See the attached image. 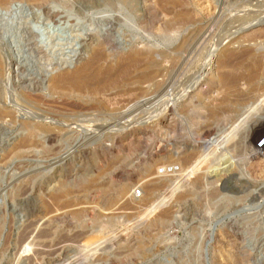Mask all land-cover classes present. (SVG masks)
Masks as SVG:
<instances>
[{
	"label": "rangeland",
	"instance_id": "374dc122",
	"mask_svg": "<svg viewBox=\"0 0 264 264\" xmlns=\"http://www.w3.org/2000/svg\"><path fill=\"white\" fill-rule=\"evenodd\" d=\"M22 1H30L44 36L111 28L117 50L107 61L151 48L161 73L142 83L132 72L123 78L136 81L122 78L102 96L66 95L44 81L39 98L50 120L43 145L29 150L14 149L23 139L22 113L0 121V264H264V140L263 157L254 154L264 135V74L240 83L242 95H225L217 79L223 54L216 52L208 72L193 75L218 40L227 45L236 8L264 0H126L122 15L113 0ZM43 9L61 18L49 21ZM256 40L228 50L264 53V38ZM67 45L55 57L69 54ZM179 48L189 55L183 51L186 62L174 67ZM51 59L32 62L40 70L33 91L10 96V85L0 83V109L36 99ZM243 64L238 72L250 71ZM60 124L70 127L57 133ZM189 153L192 162L183 158ZM161 182L153 197L146 194Z\"/></svg>",
	"mask_w": 264,
	"mask_h": 264
},
{
	"label": "bare ground",
	"instance_id": "6f19581e",
	"mask_svg": "<svg viewBox=\"0 0 264 264\" xmlns=\"http://www.w3.org/2000/svg\"><path fill=\"white\" fill-rule=\"evenodd\" d=\"M34 1H39L40 3L43 4L44 2H47L48 0H34ZM113 1H114L113 3H115L116 10L119 12L118 15H122L123 10L125 9V1L126 0H118L117 2H116V0H113ZM249 1H251V0H249ZM29 3H30V1L23 2L22 0H0V83L6 84V82H7V84L10 85V88L8 87V89H9L8 91L10 92V96H13V93L15 91H20L19 93L33 91L30 88V83L37 77L35 74L38 73V71L40 72V70H36V68H34L35 70H33L32 68L34 66L32 65V62L43 61L44 57H46V58L49 56L52 57V59L50 60V63L45 68V74H46L45 77L43 74L39 79V81L41 82L40 83L41 87L39 89H35V91H37L38 95L33 94L34 96H38V97L36 99L24 98V101H22V103L24 104V106H22L23 108H21V106L19 104L12 103V104H14L13 105L14 108H10V110L9 109H7V110L0 109V121H2L3 118H5V117H14L13 114H18L20 112L23 115L22 116L23 121H21V123L19 122L20 126H21L20 136H22L23 139H22V142H20L18 145H15V147H14L15 151L17 149L19 150V148H24V149L27 148L29 150V149L33 148V146L34 147L38 146L39 143L42 145L44 143V133H45L44 131H46V128H45L46 126L44 125V121L50 120V118L44 117V115H46L44 113V109H43L44 104H43V101L41 100V98H39V96L41 95L40 91L42 90V85L44 84V81L47 80V84H48L47 88H50L53 91L57 90L58 92L59 91L63 92L66 95L81 96V97L82 96H102L105 92L108 93V91H110L112 88H115V86L119 85V83L122 82L121 80L123 77H125L127 75L132 76L133 74H135L134 72L137 73L134 76L137 78L136 80H138V79L140 81L142 80V83L143 82L147 83V82L152 81V79L154 77H156V75L158 73H161V71H159L157 69L159 62L154 59V57H153L154 51L151 48H147V49H145V51H138L135 49L134 50L131 49L127 52L126 55L123 54V55H121L122 57L120 56L122 59L119 63H118V61H114L113 59L107 61V59L110 58V55L117 50L116 42L113 39L114 37H112L113 34L111 31V28L109 30H107L105 34L81 33L80 35H77L76 31H72L69 34V36H63L64 34L61 36H50V35L44 36L43 32L39 28L40 23L37 22L35 25L33 24L34 18L32 16H34L36 13H35L34 9L30 7ZM242 4H244V3H242ZM252 4L246 3V4H244V6L242 5L241 7L236 8V10L237 9L239 10L241 8V11H237V13L234 14V16L232 15L233 18H231V15H230L229 18H231L230 19L231 21H228V25H226V27L229 26V30L227 28H226V30H228V32L230 31L229 35L226 32V34L228 35L225 38V39H228L227 45L226 46L224 45V47L222 46V44L224 43L223 42L224 39L218 40L216 43V46L214 48H212L211 51L209 52V55L207 57H205L206 58L205 61L200 63V65H198L199 66L198 70L196 69L197 71L193 73V75H194L196 73L202 74L203 71L208 72L207 68L211 62L210 60H211L212 56L216 52H220L221 54H223L222 61L218 63V67L220 66L219 69L221 70V72L218 74L217 79L219 81V84H221L220 85L221 88L224 89L223 91L225 93H227V94L223 93L225 95L232 96V93H235L237 95L238 94L242 95L243 93L240 92V90H238L240 83L247 82V81L252 82L253 80H256L257 77L260 76V73L264 74V53H256V52L251 53L250 51H248L249 49L248 50L242 49V51L236 50L237 52H234L235 50H232L233 52L228 50V47H230V46H234V45H237L240 43L244 44V42L250 43V41H254V40L259 39V38H264V10L261 9L264 6V3L257 4V5L254 4L255 6ZM236 10H235V12H236ZM39 12L41 13L42 10H40ZM252 13H254V14H252ZM44 15H45L47 20L52 21V22H55L56 20H59L61 18L57 12H54V10H51V9H45V14H44V9H43L42 16L44 17ZM222 26H224V25H222ZM251 26L254 28L259 27V26L260 27H259V29L255 30L253 32V34L250 33L248 36H242L244 40L241 38H238V36L241 34V32L244 29H247ZM66 44L73 46L70 49L71 50L70 53L67 55L60 54V55L55 57V50L59 49L58 51H61L62 47L65 46ZM224 44H226V43H224ZM89 50L91 51V53H89L90 54L89 59H87V61H85L83 63H80L82 56H84V54L86 52H88ZM183 51L186 55H189L188 51H186L185 49L180 50V48L176 49L175 51L172 52L171 55L173 56V66L174 67H176L177 65H180V61H181V63L186 62V58H185L186 56H184L185 54L182 53ZM35 58H37L38 60H36ZM220 59H221V57H220ZM244 60H246V62L248 61L250 63L251 67L249 69H246V70H250V71L239 73L238 72L239 67H240V69H243L245 67L243 63L246 64V62H244ZM238 61H239V63H238ZM160 64H159V66H160ZM247 66L249 67V65H247ZM210 68H211V66H210ZM245 68H247V67H245ZM251 68H253V70ZM216 69H218V68H216ZM192 71H194V70H192ZM43 72H44V68H43ZM132 72H133V74H132ZM24 74H26V75H24ZM214 74H216V73H214ZM128 78L130 79V77H128ZM215 78H216V76H215ZM125 79L123 81H125ZM129 79H126L127 82L130 81L131 79L135 80V78H133V77L130 80ZM130 83H132V82L130 81ZM181 86H182V84H181ZM117 87H119V86H117ZM191 88H192V85L181 88L180 91H177L178 93L180 92L179 94H177V96H182V97L185 96ZM187 89H189V90H187ZM220 91H221V89H220ZM260 92H262V91H260ZM2 93L0 94V96H5ZM6 93L8 94V92H6ZM148 94H150V93H148ZM136 95H139V94H136ZM240 95H238V96H240ZM18 96H25V95L21 94ZM30 100H33V101H30ZM223 100H226V98ZM31 103H33L34 106H31ZM12 109H14V110H12ZM11 111H13L14 113H12ZM12 119H14V118H12ZM237 121H239V120H237ZM64 126H66V125L60 124L59 128L56 127L57 130L56 129H54V130L58 133V132H61L64 128L70 127V126H66V127H64ZM82 130H84V131L86 130L87 132L90 131L89 129H84V128ZM254 131H256V130L254 129ZM245 134H243L244 136L242 135L240 137L241 138V140L239 139L240 141L236 140L237 144L239 142V146L241 144V141L245 138ZM222 137L225 139L224 136H222ZM224 139H222V140H224ZM42 140H43V143H41ZM213 142L214 141H212V143ZM218 142L221 143V141H218ZM214 144H215V142H214ZM222 144H224V143H222ZM262 145H263V142L260 146L262 147ZM7 147L9 148L10 146H7ZM37 148H39V147H37ZM42 149H44V148L42 147ZM262 151H263V149L261 148V150L259 149L254 154H259V155H261V157H263ZM13 152H14V150H13ZM13 152H12V154H13ZM243 152H242V154L244 155L245 153H243ZM8 154L11 155V152L10 153L8 152ZM209 155H211V154H209ZM250 156H255V155L250 154ZM192 157H195V155L192 156L189 153L188 155L186 154V157H183V158H184V160L186 159L188 162H192V159H191ZM189 160H191V161H189ZM254 160H255V158H254ZM256 164H257V162H256ZM222 170H224V169H222ZM193 173H195V172H193ZM191 174H192V172H191ZM218 175H220V174H218ZM154 177L155 176H153V178ZM152 180H154V179H152ZM234 181H235V179H234ZM236 181H235V183H236ZM165 184H167V183H165V182L163 184H162V182L159 184L151 183L149 186H147L145 184L148 187V188H146V186H145V188L147 189V192H148L146 194H149L150 197H153L152 195L156 191V188L158 189V186H163ZM194 186L196 187V185H194ZM180 198H182V197H180ZM162 200H163V198H162ZM177 201H178V199H177ZM153 203H154V201H153ZM153 203H152V205H153ZM236 223H237V221H236ZM234 225L235 224L231 223L230 228H233ZM48 232H49V230H48ZM22 239L24 240V238H22ZM28 250L29 249H27V247H25L24 252H27ZM38 255H40V254L38 253Z\"/></svg>",
	"mask_w": 264,
	"mask_h": 264
},
{
	"label": "built area",
	"instance_id": "2783aa9c",
	"mask_svg": "<svg viewBox=\"0 0 264 264\" xmlns=\"http://www.w3.org/2000/svg\"><path fill=\"white\" fill-rule=\"evenodd\" d=\"M264 140V139H263ZM263 140L261 141V142H259L257 145H256V149L262 144V142H263ZM258 146V147H257ZM261 146L258 148V150L260 149L261 150ZM135 195L137 196V195H140V193L139 192H136L135 193Z\"/></svg>",
	"mask_w": 264,
	"mask_h": 264
},
{
	"label": "water",
	"instance_id": "95a60500",
	"mask_svg": "<svg viewBox=\"0 0 264 264\" xmlns=\"http://www.w3.org/2000/svg\"><path fill=\"white\" fill-rule=\"evenodd\" d=\"M264 139V135L256 142V145Z\"/></svg>",
	"mask_w": 264,
	"mask_h": 264
}]
</instances>
